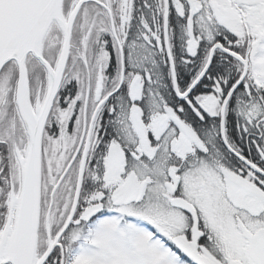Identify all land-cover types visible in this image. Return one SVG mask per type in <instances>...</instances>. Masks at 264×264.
Listing matches in <instances>:
<instances>
[{"label": "snow or ice", "instance_id": "snow-or-ice-1", "mask_svg": "<svg viewBox=\"0 0 264 264\" xmlns=\"http://www.w3.org/2000/svg\"><path fill=\"white\" fill-rule=\"evenodd\" d=\"M0 264H264V0H0Z\"/></svg>", "mask_w": 264, "mask_h": 264}]
</instances>
